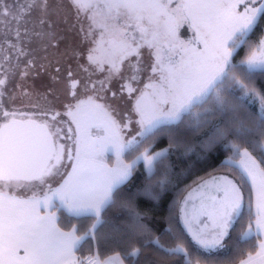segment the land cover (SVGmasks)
I'll use <instances>...</instances> for the list:
<instances>
[{"label":"snow or ice","instance_id":"obj_1","mask_svg":"<svg viewBox=\"0 0 264 264\" xmlns=\"http://www.w3.org/2000/svg\"><path fill=\"white\" fill-rule=\"evenodd\" d=\"M68 14L70 28L79 25L91 45L78 67L105 74L103 80H77L71 66L50 71L62 57L81 56L71 47L49 56ZM0 26V264H193L192 246L226 249L238 225L236 244L257 241L255 254L238 264H264V0H25L22 7L0 0ZM184 27L193 34L187 40ZM39 61L53 82L67 73L73 99L78 87L94 95L61 113L49 93L37 94L43 104L33 103L24 89L20 96L29 103L9 107L3 97L12 79L17 72L27 79ZM114 80L123 81L112 95L127 93V113L98 102ZM9 99L14 104L16 95ZM62 115L74 132L69 127L64 134ZM187 137L199 138L205 160L221 146L229 150L222 163L236 170L239 183L227 175L201 179L198 187L209 192L199 206L189 212L185 198L181 227L153 236L139 202L158 201L173 183L171 156L192 150ZM110 209L125 214L108 234L121 250L103 260L76 256L86 237L100 238ZM61 211L90 223L83 232L80 224L66 231ZM146 249L157 259L148 262Z\"/></svg>","mask_w":264,"mask_h":264},{"label":"trees","instance_id":"obj_2","mask_svg":"<svg viewBox=\"0 0 264 264\" xmlns=\"http://www.w3.org/2000/svg\"><path fill=\"white\" fill-rule=\"evenodd\" d=\"M22 2L23 0H12ZM190 140L191 151L185 154V149L182 147L171 156V162L173 164V171L176 174L173 177V183L168 186L166 191L162 192V195L158 201H148L141 200L139 202V208L141 211L146 212V218L143 221L149 229H151V234L153 236L160 235L163 237L165 231L170 227L175 229L181 227L179 223V201L183 194L197 181L200 177H204L212 172H220L231 170L237 173L234 168L223 164L222 161L230 155L229 150H225L222 146L213 155L209 156L206 160L203 159L204 154L201 152L199 147L198 137H187ZM167 141H163L161 144L157 145L155 150H159L160 147L166 146ZM255 155V153H254ZM187 170V171H185ZM238 174V173H237ZM133 188L135 185L132 186ZM131 190V189H129ZM245 193L248 198V188H245ZM60 224L64 230L71 229L73 224H80V231L83 232L84 228L88 226L90 221H85L80 218L71 217L67 212L61 211ZM169 217H172L170 220ZM106 220L108 221L104 225L100 226V238L92 239L91 237H86L85 240L81 241L78 250L76 251V256L94 257L98 256L104 259L121 249L112 244L109 240L108 234L113 228H118L122 226L125 220V214L119 209H110L106 213ZM247 214H245L243 223L246 226ZM240 226H237L235 232H233V239L227 242L228 247L225 250L214 251L211 253H206L199 251L192 246V260L195 262L197 259L200 263L205 264V261H226L227 264H238L239 259L246 257L248 252L255 253L256 249L252 247L257 241L255 239L250 240L248 243H235V236L239 232ZM80 234V233H78ZM241 250L244 253L242 257L240 255ZM148 252L147 261L151 262L156 260V255L151 251V249H146ZM181 264H184L181 260Z\"/></svg>","mask_w":264,"mask_h":264},{"label":"rangeland","instance_id":"obj_3","mask_svg":"<svg viewBox=\"0 0 264 264\" xmlns=\"http://www.w3.org/2000/svg\"><path fill=\"white\" fill-rule=\"evenodd\" d=\"M13 3H15L18 7H22L25 4V0H23L21 3L18 1H12ZM74 23V20L72 18V16L70 14H68V21L67 23H63L60 22L58 24V27L56 29V31L58 32V34L61 37V42L59 43L58 48H53L52 50H49V56L50 58H57L60 57V54L63 53L65 51L66 48L71 47L74 48L77 52L81 53V56L79 59H73L70 57H62L60 58V62L65 63V65L67 66V68L69 66H71V69L73 71V74L75 76H77L81 81H87L89 85H91V83L93 81H100L104 79V75L105 74H101V73H94L91 74L89 72H84L81 68L78 67V65H84L86 64V57H87V49L91 46L90 44H88L87 42L83 41L81 36L79 35V25H77L76 29H71L70 26ZM3 31L2 26H0V32ZM180 34H181V38L182 39H189L193 34L191 31H189L187 29V27H184L180 30ZM33 47H35V45H33ZM40 56H43L44 53L40 52L39 53ZM43 63H46V61H43ZM151 63V58L148 54L147 49L144 50V64L145 65H150ZM55 64V63H54ZM20 69H23V64L20 65ZM39 69V66H37V69ZM53 69V67L51 68ZM91 71V70H90ZM129 73H125V75H128ZM47 75V73H46ZM147 73L144 74V76L146 77ZM16 78L15 80L17 81L18 85H22L23 88H17L18 90V104H28L29 103V98L27 97H21L20 96V92L24 89H26L28 92H32V88H33V84L30 82V77H27V79H22L19 75V72H17V75L14 77ZM34 80H36L34 78ZM48 79L46 78L44 81H47ZM123 83L122 80H114L110 85V89L108 91L105 92H100L98 93L99 96L103 97V99H99L98 102L105 104V105H112L114 108H116L121 114L123 113H127L130 111L131 108V103L128 101L127 98V93L124 94L123 98H119V96L117 97H113L112 93L116 92L119 94V89H120V84ZM35 84V82H34ZM38 85V84H36ZM54 85V84H53ZM52 85V87H53ZM56 89L58 85H55ZM140 87H142V83L139 85ZM38 88V87H37ZM97 88H99V84L97 83ZM50 98L53 102V100L55 99L54 97H60L61 98V103H64V100L66 102V104H75L77 102L78 99H86V97L88 95H94V93L89 90L87 93L84 92V89L82 87H78L77 89V98L73 99L72 97H69L68 94V89H62L60 92L59 91H54V88H52L51 93H49ZM79 97V98H78ZM31 102L36 103L37 100L31 98ZM134 118V116H133ZM73 125V132L75 131V125ZM231 156V152L230 155H228L225 160ZM235 159H239V157H235ZM223 175H227L230 179L235 180L237 183H239V179H238V174L234 173L231 170H226V171H220V172H212L208 175H205L204 177H200L199 181H197L194 185H192L181 197L180 201H179V217L181 216V206L184 205V201L185 198H187V205L186 208L189 212L192 211L193 207L196 206L198 207L200 204V199L202 194L206 195L209 192V187L206 186L205 188L201 189L200 187H198L201 179L203 180H211L212 176H223ZM245 188L246 186L243 187V192H244V196L246 195L245 193ZM22 196H31L32 192L31 191H21L19 193ZM245 200H247V196H245ZM225 250V249H223ZM255 254V253H254ZM253 254V255H254ZM94 257H98L97 255ZM99 259H101L100 257H98ZM105 259V258H104ZM103 260V259H101ZM193 264H195V262H193ZM202 264V263H200Z\"/></svg>","mask_w":264,"mask_h":264},{"label":"flooded vegetation","instance_id":"obj_4","mask_svg":"<svg viewBox=\"0 0 264 264\" xmlns=\"http://www.w3.org/2000/svg\"><path fill=\"white\" fill-rule=\"evenodd\" d=\"M60 36V35H59ZM52 50V49H50ZM39 63H43V61H39L38 62V66H39ZM62 67V68H67V66L65 65V63H59L58 65L57 64H53V69H51L50 71L54 74L55 73V68L56 67ZM47 73V75H46ZM67 73L64 72L61 74L60 76V79L59 81L57 82H53L52 79H51V75L49 74V71H43V70H40V68L38 70H35L33 73H31L28 77H30V82L33 84V90H32V97L33 99H36L37 102L43 104L44 101L42 99H40V97L37 95V94H43V93H51L49 92V90H52V88H54V91H61L62 89H65L66 90V80H65V77H66ZM34 78L36 80H34ZM48 79L47 81H44L45 79ZM74 78L77 79V80H80L77 76L74 75ZM16 78H13L11 83L9 84L8 88V92L5 94V96L3 97V101L5 104H7L9 107H12V106H15V107H21L22 105L24 104H18V90H17V79L15 80ZM35 82V84H34ZM61 82V83H60ZM38 84V85H36ZM54 84V85H53ZM55 84H58L57 86V89H56V86ZM53 85V87H52ZM38 87V88H37ZM77 91V90H76ZM72 93V90L71 89H68V94H69V97H72L71 95ZM13 94L16 95V99H15V102L14 104L12 103V101L9 99ZM48 100L49 101H52L51 98H50V95L48 94ZM55 99L53 100V104L56 106V109L58 111H60L61 113H63L65 111L64 109V105H66V102L64 100V103H61V98L60 97H54ZM77 98V96H76ZM79 98V97H78ZM27 105V104H25ZM25 111L29 110L28 108H25L24 109ZM61 121L62 123L60 124L61 127H63L64 129V134L67 135L68 134V128L71 127L73 129V125L71 123V120L69 117L67 116H61ZM62 142H65L67 144H71V141H62Z\"/></svg>","mask_w":264,"mask_h":264},{"label":"crops","instance_id":"obj_5","mask_svg":"<svg viewBox=\"0 0 264 264\" xmlns=\"http://www.w3.org/2000/svg\"><path fill=\"white\" fill-rule=\"evenodd\" d=\"M70 230V229H69ZM67 231V230H66ZM78 234V233H77ZM79 235V234H78ZM110 256H112V255H110ZM110 256H108V257H110Z\"/></svg>","mask_w":264,"mask_h":264},{"label":"bare ground","instance_id":"obj_6","mask_svg":"<svg viewBox=\"0 0 264 264\" xmlns=\"http://www.w3.org/2000/svg\"><path fill=\"white\" fill-rule=\"evenodd\" d=\"M61 83V82H60ZM55 85H58V84H55Z\"/></svg>","mask_w":264,"mask_h":264}]
</instances>
